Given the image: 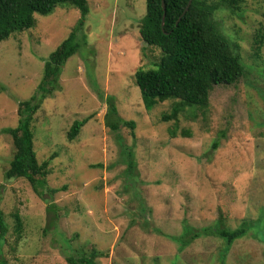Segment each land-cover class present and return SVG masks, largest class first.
Returning a JSON list of instances; mask_svg holds the SVG:
<instances>
[{"label":"rangeland","instance_id":"obj_1","mask_svg":"<svg viewBox=\"0 0 264 264\" xmlns=\"http://www.w3.org/2000/svg\"><path fill=\"white\" fill-rule=\"evenodd\" d=\"M87 4L77 32L81 46L33 120L37 159L53 156L47 186H64L51 198L60 207L57 226L48 196L24 178H5L13 145L1 132L0 208L8 225L1 256L10 264H67L68 250L95 248L106 253L97 264H264V43L257 49L255 41L264 28V0L213 12L244 74L234 84L215 85L204 111L186 107L168 121L161 117L175 100L146 110L134 80L136 70L153 68L160 58L139 34L146 0ZM79 17L72 6H56L47 15L34 13V26L0 42V130L16 126L19 101L32 95L49 53ZM109 96L121 117L135 121L134 136L128 127L106 126ZM85 117L68 140L72 122ZM126 147L134 154L135 178L125 172ZM14 212L23 221L18 240ZM243 219L252 222L225 257L223 240L213 233L201 232L181 251L164 235H179L185 224L234 229Z\"/></svg>","mask_w":264,"mask_h":264},{"label":"trees","instance_id":"obj_2","mask_svg":"<svg viewBox=\"0 0 264 264\" xmlns=\"http://www.w3.org/2000/svg\"><path fill=\"white\" fill-rule=\"evenodd\" d=\"M240 1L192 0L187 11L183 13L188 0H163L165 10L162 0H146L145 14L139 20V34L146 44L154 45L160 51V58L155 67L138 69L134 73V80L140 89L146 110L164 100L174 99L171 111L162 114L163 121L177 120L178 115L186 107L194 106L195 109L204 111L209 106V94L215 85L234 84L244 74L239 55L233 52L226 36L212 18L213 12L221 5L234 11ZM66 5L79 11L77 23L68 36L49 53L44 62L42 77L32 95L19 101L16 126L0 130V133L4 132L11 136L13 145L12 157L4 171L5 178H24L35 193L41 197L48 196L47 200L50 199V202L47 211L51 222L55 223L54 227L57 226L60 207L51 198L56 192L64 189V186H47V175L50 173L49 165L53 156L42 161L37 159L33 120L42 100L58 88L62 66L81 46L77 32L88 13V4L87 0H0V42L13 33L34 26V13L47 15L56 6ZM164 13V23L161 25ZM255 41L259 49L264 43V28L258 32ZM100 97L102 98V95ZM106 101L104 114L106 126L115 132H118L121 126L128 127L134 136L135 121L119 115L112 97H107ZM88 119V117L75 119L66 133L67 139L73 140ZM182 133L188 134L186 131ZM217 146L218 141H214L213 149ZM126 148L125 172L135 178L137 173L134 154L129 147ZM93 166L101 167L102 164L97 163ZM13 217V231L18 240L23 232V221L18 212H14ZM217 221L219 222L218 219ZM251 222L243 219L234 229L221 226L214 228L208 225L200 228V232L193 226L185 224L179 235H164L174 241L181 251L201 232L213 233L223 240V247L219 253L221 257H225L232 242L243 235L247 224ZM7 233L8 225L0 208V242L4 241ZM105 255L106 253L103 254L95 248L88 252L77 251L75 254L68 250L65 260L67 264H97L96 258ZM0 264H10L1 253Z\"/></svg>","mask_w":264,"mask_h":264},{"label":"water","instance_id":"obj_3","mask_svg":"<svg viewBox=\"0 0 264 264\" xmlns=\"http://www.w3.org/2000/svg\"><path fill=\"white\" fill-rule=\"evenodd\" d=\"M191 1H192V0H188V2H187V4H186V7H185L184 10H183V13H185V12L187 11V9H188V7H189ZM162 6H163V9L165 10V5H164L163 0H162ZM183 13H182V14H183ZM164 15H165V13H164L163 16H162L161 25H163V23H164Z\"/></svg>","mask_w":264,"mask_h":264}]
</instances>
